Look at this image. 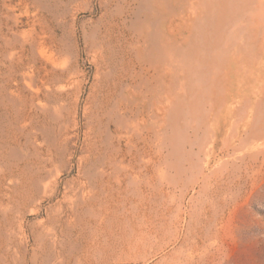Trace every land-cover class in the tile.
I'll return each instance as SVG.
<instances>
[{
  "label": "bare ground",
  "instance_id": "6f19581e",
  "mask_svg": "<svg viewBox=\"0 0 264 264\" xmlns=\"http://www.w3.org/2000/svg\"><path fill=\"white\" fill-rule=\"evenodd\" d=\"M32 10L0 0V264H96L109 246L154 245L169 212L164 192L178 188L188 156L200 160L219 134L264 117V0H138L118 73L93 40L80 177L64 184L83 83ZM173 222L176 241L181 206Z\"/></svg>",
  "mask_w": 264,
  "mask_h": 264
},
{
  "label": "rangeland",
  "instance_id": "374dc122",
  "mask_svg": "<svg viewBox=\"0 0 264 264\" xmlns=\"http://www.w3.org/2000/svg\"><path fill=\"white\" fill-rule=\"evenodd\" d=\"M27 3L31 12L35 8L39 15L43 40L49 41L55 33L52 40L67 49V66L68 58L72 57L73 64L68 69L83 83L80 140L74 149L73 168L62 176L64 184L80 177L78 163L87 130L85 112L97 73L88 47L93 40L103 41L111 53L108 55H112L107 57L108 67L118 73V63L126 58L131 42L138 0H27ZM25 22L30 25L28 18ZM75 88L72 94L76 96ZM108 89L111 86L105 82L103 98ZM259 102L264 104V95ZM95 108L93 115L97 118L102 110L98 115ZM229 130L210 143L212 148L200 160L188 156L179 175L173 178L178 188H167L164 192L169 212L162 220L164 232L154 234V245L130 250L123 245L109 246L94 263L264 264V117L260 123L255 119L248 121L244 131L242 126L235 125ZM95 159L97 154L90 158V167ZM170 191L178 197L171 198ZM162 196L163 193H158L156 197L157 207L163 202ZM180 206L181 233L174 241L173 221Z\"/></svg>",
  "mask_w": 264,
  "mask_h": 264
}]
</instances>
